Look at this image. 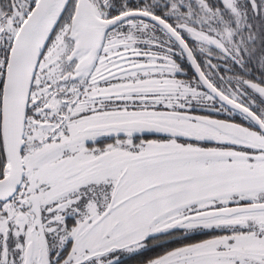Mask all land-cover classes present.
Listing matches in <instances>:
<instances>
[{"label": "snow or ice", "instance_id": "obj_1", "mask_svg": "<svg viewBox=\"0 0 264 264\" xmlns=\"http://www.w3.org/2000/svg\"><path fill=\"white\" fill-rule=\"evenodd\" d=\"M0 264H264V0H0Z\"/></svg>", "mask_w": 264, "mask_h": 264}, {"label": "flooded vegetation", "instance_id": "obj_2", "mask_svg": "<svg viewBox=\"0 0 264 264\" xmlns=\"http://www.w3.org/2000/svg\"><path fill=\"white\" fill-rule=\"evenodd\" d=\"M106 142H110V141H106Z\"/></svg>", "mask_w": 264, "mask_h": 264}]
</instances>
